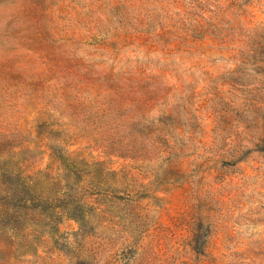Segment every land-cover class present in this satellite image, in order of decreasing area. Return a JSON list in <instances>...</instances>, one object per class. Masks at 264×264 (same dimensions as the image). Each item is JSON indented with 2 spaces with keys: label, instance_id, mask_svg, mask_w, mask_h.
Listing matches in <instances>:
<instances>
[{
  "label": "rangeland",
  "instance_id": "1",
  "mask_svg": "<svg viewBox=\"0 0 264 264\" xmlns=\"http://www.w3.org/2000/svg\"><path fill=\"white\" fill-rule=\"evenodd\" d=\"M0 264H264V0H0Z\"/></svg>",
  "mask_w": 264,
  "mask_h": 264
}]
</instances>
